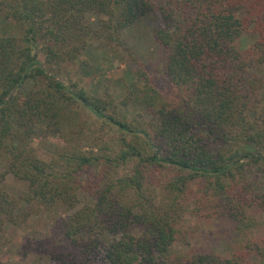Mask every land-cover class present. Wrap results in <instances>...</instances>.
Instances as JSON below:
<instances>
[{"label":"trees","instance_id":"trees-1","mask_svg":"<svg viewBox=\"0 0 264 264\" xmlns=\"http://www.w3.org/2000/svg\"><path fill=\"white\" fill-rule=\"evenodd\" d=\"M154 9L161 20L153 35L165 49L176 103L147 83L134 56L143 87L131 81L120 102L150 106L146 120L120 116L109 93L98 96L62 82V65L84 62L93 40L122 44L120 31ZM7 15L21 34L0 35V153L7 159L0 182L10 172L27 186L17 198L0 189V212L16 221L13 209L20 200L29 206L48 207L56 200L72 206L81 186L79 171L102 166V186L87 189L93 204L60 219L65 246L49 252L52 264H262L250 256L264 260V237L245 241L242 251L229 255L175 253L171 243L186 205L178 197L189 181L205 179L204 201L236 229L252 226V212L264 209V191L250 181L230 190V180L245 178L249 168L238 161L239 144L264 153V0H13ZM244 33L253 39L240 48L237 39ZM37 44L41 49L35 50ZM80 107L139 139L99 136L94 144L101 153L84 150L80 127L70 130ZM40 122L68 130L53 155L28 144ZM242 156L264 160L260 153ZM131 158V171L117 174L114 167ZM151 164L175 171L161 203L144 183Z\"/></svg>","mask_w":264,"mask_h":264},{"label":"rangeland","instance_id":"rangeland-1","mask_svg":"<svg viewBox=\"0 0 264 264\" xmlns=\"http://www.w3.org/2000/svg\"><path fill=\"white\" fill-rule=\"evenodd\" d=\"M13 0H0V35L21 34L20 25L7 15L10 3ZM93 19V17H90ZM160 15L154 9L136 21L125 26L120 31L122 44L108 42L104 38H97L85 49V61L79 63H65L62 65V75H58L63 83L75 82L87 92L101 96L109 93L117 104V112L131 120H146L150 115V106L142 102L128 101L122 105L120 99L126 95L128 84L131 81L137 88L143 87V78L135 73L137 65L133 56L139 59L140 67L147 75V83L161 94V96L176 103L173 87L165 73V49L156 41L153 30L160 24ZM251 33H244L237 39L240 48L252 41ZM41 49L35 45V50ZM261 76V72H257ZM143 90V89H141ZM70 130L77 126L85 136L82 148L97 150L94 142L96 137L106 139L116 135H125L126 138L136 139L131 134L116 130L102 118L97 117L86 108L80 107V113L75 117ZM68 130H52L44 123H36L34 134L28 144L42 155H53L56 144L63 143ZM139 139V137H137ZM136 139V140H137ZM86 141V142H85ZM257 148L259 149L257 151ZM261 148L251 144H239V160L248 163L247 176L230 180V190L236 192L239 184L246 180L252 186L264 191V160L252 161L244 152L264 154ZM264 149V145H263ZM6 157L0 153V171L5 168ZM134 159L118 164L114 169L117 174L129 173ZM247 166H245L247 168ZM101 164L95 167H86L79 171V183L75 191L76 199L72 206L56 200L48 207L29 206L23 201H17L13 209V218L8 220L0 212V264H52L49 252L53 249H63L65 239L59 232L60 219L84 205H92L94 198L88 192L89 187L102 186ZM111 173L115 171L110 170ZM175 171L169 166L151 164L145 169L144 183L149 194L156 203H161L168 196L166 181L173 177ZM236 183V184H235ZM205 179L189 181L185 192L180 199L183 204L177 226L178 234L171 243L177 252H209L220 255H229L233 251H242L245 241L257 240L264 237V209L254 210L252 216L254 224L250 227L236 229L235 222L219 214V210H211L209 202L204 201L207 194L204 192ZM238 185V186H234ZM27 182L10 172H5L0 189L17 198L25 191ZM199 199V200H198ZM198 200V201H197ZM138 227L132 228L136 233ZM251 260H264L257 254L250 256Z\"/></svg>","mask_w":264,"mask_h":264}]
</instances>
